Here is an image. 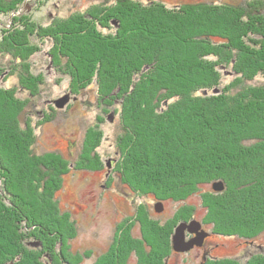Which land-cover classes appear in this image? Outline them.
Returning <instances> with one entry per match:
<instances>
[{
  "label": "trees",
  "instance_id": "obj_1",
  "mask_svg": "<svg viewBox=\"0 0 264 264\" xmlns=\"http://www.w3.org/2000/svg\"><path fill=\"white\" fill-rule=\"evenodd\" d=\"M117 1L84 15L89 21L69 16L58 27L42 28L20 11L25 0H0V16L16 13L1 30L0 57L8 59L0 63V77L5 68H21L18 84L36 95L44 77L32 72L31 57L51 39L53 64L56 58L73 93L96 77L107 105L122 102L117 147L124 158L112 171L123 184L137 196L182 201L201 185L222 181V192L202 199L203 222L219 236L256 238L264 230V84L246 81L264 77V0L169 10L156 1ZM210 56L214 61L205 60ZM145 66L147 75L140 73ZM220 68H231L237 83L222 86ZM213 89L219 95L202 96ZM27 103L16 89L0 87V264H81V253L69 252L68 244L77 222L57 195L72 164L55 151H34V129L20 121ZM103 121L89 127L74 169L104 167L97 152ZM1 124L8 129L2 132ZM190 211L182 208L176 216L188 219ZM134 223L117 224L108 250L94 264H128L131 257V264H164L172 231L162 232L169 225H156L146 207L138 209ZM134 225L142 238L133 235ZM210 264L242 263L234 257ZM248 264H264V258Z\"/></svg>",
  "mask_w": 264,
  "mask_h": 264
},
{
  "label": "rangeland",
  "instance_id": "obj_2",
  "mask_svg": "<svg viewBox=\"0 0 264 264\" xmlns=\"http://www.w3.org/2000/svg\"><path fill=\"white\" fill-rule=\"evenodd\" d=\"M139 1L144 4L156 1L163 4L166 10H169L177 8L182 4L194 3H241L245 6L253 0ZM117 2V0H25L24 5L20 7V11L26 13L42 28H47L49 25L58 27L62 23L61 21L67 19L69 16L74 17V19L82 18L89 21L91 19L84 15L87 16L88 14L91 16L95 11L99 12L98 10L102 9L100 7H103L102 5L105 3L109 5ZM15 14L0 16V39L2 38V28L9 27L8 23H10L12 16H15ZM166 16L169 18V21L176 23L170 15L165 14ZM176 25L178 26V24ZM230 25L232 26V24ZM253 38H255L254 41H260L257 35L253 36ZM210 43L212 44L213 42L210 41ZM54 50H56V45L53 44L51 39H47L41 43V51L31 57L32 72L34 74H42L44 77V83L39 87L40 89L36 95H31L18 84V74L21 72V68H17V71L5 68L0 77V87L14 88L17 90L18 97L28 100L27 106L20 115V121L22 128H25L28 122L34 129L37 137L33 147L34 151L37 154L55 151L68 159L72 164L69 171L63 177L62 188L58 191L57 195L61 208L69 209L77 222V235L68 244L70 247L69 252L81 253L84 258L81 264H94L97 257L108 250L109 245L112 243L117 224L123 222L135 224L134 219L140 207H146L149 219L159 227L169 225L167 230L162 232V235L163 233L166 234L172 231L170 233L171 251L166 256L164 264H200L203 251H206L208 257L204 264H210L223 258L233 259L234 257L242 264H248L253 258H264V230L254 239L223 237L213 234L211 226L203 222L207 214L206 209L203 207L202 199L205 201L208 194H217L225 188L223 187L222 190L214 189V183H218V181L201 185L196 194L182 201H160L153 196H137L128 186L123 184L112 171V168L124 158L123 156L121 158L117 147V137L123 132V106L121 100L116 99L114 104L107 105L108 99L105 101L100 96L97 81L95 82L96 77L88 87L79 93H76V91L73 93L70 86L71 79L58 71L60 67L57 66L59 62L55 60L56 58H54L55 64H53L52 52ZM7 59L0 57V63H5ZM205 60L214 61L212 56L206 57ZM147 66L140 73L147 70L144 72V75H147L149 73ZM65 67L66 65L62 67V70ZM218 72L221 76L222 86L236 82V77H238L233 73L231 68H220ZM140 73L139 77H141ZM136 80L138 81L139 79ZM139 82L141 83L142 80ZM139 82L138 84H140ZM246 82V85H261L264 84V77L258 75L253 80ZM136 83L134 87L137 86ZM234 90L238 91L240 89L235 88ZM218 92L219 89H213L201 91V94H204L202 96L208 98L213 95H219ZM117 93L114 90L111 95L115 97ZM66 95L69 96L68 101L63 107H57L55 102ZM98 118L104 120L99 126L103 138L97 148V152L104 162V167L96 171L74 169L73 164L84 145L88 129L98 123ZM5 128L8 129L7 127ZM6 129L3 126L1 127L2 132ZM8 136L3 133L6 144L10 141ZM132 150H136V145L132 147ZM131 156L129 155L126 158L130 159ZM235 162L237 161L234 160ZM13 172L10 173L13 174ZM20 179L23 181V178ZM23 191L27 192L26 189ZM182 208L191 209V215H188L190 218L182 219L176 216V213L181 211ZM193 221L200 224L197 230L205 231L207 234H212V236L207 239L204 248H199L203 246V241L200 245L194 244L188 249L177 251L174 248L173 240L177 227L181 223L191 224ZM134 226L133 235L142 238L143 235L139 227L137 225ZM159 234L161 235V232ZM191 234L193 236L189 237ZM184 236L186 242L198 238L197 233L190 231L189 228L184 230ZM85 252H90V256L85 258L87 254ZM189 258L193 262L188 261ZM129 263H133V257L130 258Z\"/></svg>",
  "mask_w": 264,
  "mask_h": 264
},
{
  "label": "water",
  "instance_id": "obj_3",
  "mask_svg": "<svg viewBox=\"0 0 264 264\" xmlns=\"http://www.w3.org/2000/svg\"><path fill=\"white\" fill-rule=\"evenodd\" d=\"M69 96L66 95L60 99H58L55 104L57 107H63L65 103L68 101ZM224 187V184L222 181H218V183H214V189L216 190H222ZM200 227V224L196 221H193V223H181L180 226L177 227L176 233L174 235V248L179 250H184L192 247L194 244L200 245L204 238L208 235L205 231H199L197 230ZM186 228H189L190 231L196 232L198 235V238L191 240L190 242L185 241L184 236V230Z\"/></svg>",
  "mask_w": 264,
  "mask_h": 264
},
{
  "label": "flooded vegetation",
  "instance_id": "obj_4",
  "mask_svg": "<svg viewBox=\"0 0 264 264\" xmlns=\"http://www.w3.org/2000/svg\"><path fill=\"white\" fill-rule=\"evenodd\" d=\"M213 234H215V233H213ZM215 235H217V234H215ZM191 236H193L192 234L191 235H189V237H191ZM210 236H212V234H208L205 238H204V242H203V246L202 247H199V248H204L205 247V245H206V243H207V239H209V237ZM219 236V235H218ZM245 250H246V248H244ZM201 257H202V261L200 262V264H204L205 262H206V260L208 259V257H207V255H206V251H203V253H202V255H201ZM191 261V262H193V260L192 259H188V261ZM190 263V262H189ZM188 264V263H187Z\"/></svg>",
  "mask_w": 264,
  "mask_h": 264
}]
</instances>
